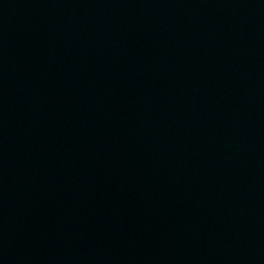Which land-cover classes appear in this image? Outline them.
Returning a JSON list of instances; mask_svg holds the SVG:
<instances>
[{
    "label": "water",
    "instance_id": "obj_1",
    "mask_svg": "<svg viewBox=\"0 0 264 264\" xmlns=\"http://www.w3.org/2000/svg\"><path fill=\"white\" fill-rule=\"evenodd\" d=\"M0 264H264V0H0Z\"/></svg>",
    "mask_w": 264,
    "mask_h": 264
}]
</instances>
